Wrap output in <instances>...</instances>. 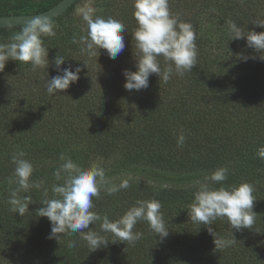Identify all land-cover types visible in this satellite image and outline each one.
I'll return each mask as SVG.
<instances>
[{"label":"trees","instance_id":"obj_1","mask_svg":"<svg viewBox=\"0 0 264 264\" xmlns=\"http://www.w3.org/2000/svg\"><path fill=\"white\" fill-rule=\"evenodd\" d=\"M60 1L0 0V16L43 13ZM76 5L52 20L55 37H43L49 67L9 60L0 72V264H264V160L256 155L264 146V53L248 47L246 37L231 40L226 23L264 32L254 24L264 19V0H169L171 13L194 27L197 64L183 76L173 66L167 82L153 74L140 91L124 88V70H137L133 0H97L94 9L126 25L125 48L116 59L104 49L92 58L81 52L87 24L74 17ZM21 29H0V43ZM57 54L66 60L61 67L82 71L69 89L49 95L47 79L60 74ZM158 59L163 71L167 64ZM181 130L186 140L177 147ZM19 151L34 165L31 180L42 182L40 189L19 193L32 196L25 216L7 203L17 187L11 156ZM62 152L84 168L100 164L112 184L129 181L112 194L102 188L92 211L115 221L137 201L158 200L167 238L161 241L141 221L133 229L143 233L135 244L112 243L101 220L89 227L109 244L93 252L79 234L48 239L51 223L36 210L53 198L52 185L62 183L53 175ZM220 167L228 169L224 186L253 185L257 215L252 228L233 232L226 218L214 221L216 237L236 239L216 250L209 225L193 223L188 208L196 181ZM68 240L77 246L68 248Z\"/></svg>","mask_w":264,"mask_h":264},{"label":"clouds","instance_id":"obj_2","mask_svg":"<svg viewBox=\"0 0 264 264\" xmlns=\"http://www.w3.org/2000/svg\"><path fill=\"white\" fill-rule=\"evenodd\" d=\"M133 16L137 27L132 32L136 41L138 56L136 57V71L124 70L126 78L124 88L128 91L147 89L149 78L157 74L160 79L167 82L173 74L183 76L191 72L197 64L196 33L189 22H183L178 15L171 13L169 0H133ZM83 21L87 24V35L81 36V52L89 58L96 57L100 50L107 51L110 59H116L124 50L125 42L123 33L127 31L122 20L114 17L95 15L91 8L82 10ZM232 34L231 40L244 39L247 46L256 52L264 53V32H243L236 22L226 21ZM255 25L264 28V19L254 22ZM55 25L47 16H37L28 20L22 29L13 34L8 43H0V72H2L9 60L18 61L21 64H31L33 69L49 67L48 49L44 46L43 37H55ZM77 41L74 39L73 43ZM163 57L167 66L161 69L159 57ZM264 61V55L260 56ZM65 59L57 54L54 64L58 75L47 79L46 91L49 95L61 93L79 80L82 71L80 66L63 68ZM86 65V63H84ZM186 140L183 130L177 137V147H183ZM256 155L264 160V146L258 148ZM25 153L19 151L13 153L11 162L14 167V179L17 187L10 190L7 203L10 211L20 216H25L32 202L31 195L21 197L19 193H29L31 189H40L42 182L33 181L34 165L24 158ZM61 163L53 175L56 181L51 187L53 198L41 202L44 207L36 210L39 217H46L51 223V231L48 239H56L58 242L65 236L79 234L91 252L106 247L109 241L90 228V224L101 221L100 229L112 234L115 240L112 243L127 242L135 244L142 238V232H134L138 222H147L149 229L160 240L167 238L169 231L161 212L162 204L155 199L140 200L131 206L119 219L111 221L107 215L101 217L94 208L93 198H98L102 188L107 186V191L112 194L121 189H127L129 181L122 180L119 185L112 184L106 176L105 169L93 162L84 168L72 160L65 153L59 156ZM228 179L226 167L217 168L206 175L203 181H196L198 190L194 193L193 202L189 205V218L193 223L209 225L208 231L214 236L216 250L230 247L236 239L218 238L210 225L217 219L226 218L231 230L240 231L252 228L256 213L253 212L254 188L248 182L238 186H224ZM13 181L10 178L9 183ZM220 185L214 187L213 185ZM47 195V189L44 190ZM87 229V231H85ZM60 234H63L62 236ZM77 242L68 240L67 247L75 248Z\"/></svg>","mask_w":264,"mask_h":264},{"label":"water","instance_id":"obj_3","mask_svg":"<svg viewBox=\"0 0 264 264\" xmlns=\"http://www.w3.org/2000/svg\"><path fill=\"white\" fill-rule=\"evenodd\" d=\"M78 2L79 0H61L54 7L43 13L0 16V29L23 27L28 20L34 19L37 16H47L51 18V20H54L64 15Z\"/></svg>","mask_w":264,"mask_h":264},{"label":"rangeland","instance_id":"obj_4","mask_svg":"<svg viewBox=\"0 0 264 264\" xmlns=\"http://www.w3.org/2000/svg\"><path fill=\"white\" fill-rule=\"evenodd\" d=\"M37 2H41V1H46V0H36ZM97 6V0H80L76 7H75V11H74V17L78 18L81 15L82 10H86V9H95ZM134 181H139L137 179H133Z\"/></svg>","mask_w":264,"mask_h":264}]
</instances>
